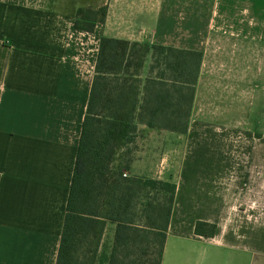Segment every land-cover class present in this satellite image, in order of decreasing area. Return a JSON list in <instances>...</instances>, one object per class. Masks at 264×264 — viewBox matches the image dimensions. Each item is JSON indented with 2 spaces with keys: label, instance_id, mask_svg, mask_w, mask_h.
<instances>
[{
  "label": "crops",
  "instance_id": "obj_1",
  "mask_svg": "<svg viewBox=\"0 0 264 264\" xmlns=\"http://www.w3.org/2000/svg\"><path fill=\"white\" fill-rule=\"evenodd\" d=\"M102 7L93 32L74 27ZM242 15L264 21V0H0V264H57L102 37L202 54L187 132L140 125L129 165L175 186L160 264H264V65H205L211 22Z\"/></svg>",
  "mask_w": 264,
  "mask_h": 264
},
{
  "label": "trees",
  "instance_id": "obj_2",
  "mask_svg": "<svg viewBox=\"0 0 264 264\" xmlns=\"http://www.w3.org/2000/svg\"><path fill=\"white\" fill-rule=\"evenodd\" d=\"M105 15V7L78 9L74 27L93 32ZM148 55L150 64L142 79ZM201 59L198 51L100 39L57 264H95L106 223L114 225L107 264L161 263L175 186L127 176L133 149L125 160L119 157L140 125L187 132ZM144 189L166 194L165 203L147 199L139 208L136 199ZM214 232L212 224H195L196 235L212 237Z\"/></svg>",
  "mask_w": 264,
  "mask_h": 264
},
{
  "label": "rangeland",
  "instance_id": "obj_3",
  "mask_svg": "<svg viewBox=\"0 0 264 264\" xmlns=\"http://www.w3.org/2000/svg\"><path fill=\"white\" fill-rule=\"evenodd\" d=\"M245 16H237L236 20H242L241 22L233 21V16L229 21L222 22L215 17V20L211 22V32L214 34L209 41V52L206 54L205 65H264V21L259 20L249 25V21L243 20ZM250 26L256 29V35H252L250 39L249 29ZM253 34V33H252ZM251 52H244V44L249 41ZM242 43V47L238 48L237 43ZM224 47V48H220ZM226 47V48H225ZM232 50L226 53L225 50ZM242 50V53H237L236 50ZM249 51V50H248ZM139 134H136L132 144H129L120 152V159L125 160L127 158L126 152L136 147V138ZM118 160V159H117ZM119 165L115 162V166ZM127 174V173H126ZM127 176H129L127 174ZM148 192V193H147ZM167 195L161 191H154L151 189H144L140 192V196L136 199L137 205L143 204L147 199H155L158 202H164ZM138 201V202H137ZM140 208V206H139ZM138 208V209H139Z\"/></svg>",
  "mask_w": 264,
  "mask_h": 264
},
{
  "label": "built area",
  "instance_id": "obj_4",
  "mask_svg": "<svg viewBox=\"0 0 264 264\" xmlns=\"http://www.w3.org/2000/svg\"><path fill=\"white\" fill-rule=\"evenodd\" d=\"M123 176H125V174Z\"/></svg>",
  "mask_w": 264,
  "mask_h": 264
}]
</instances>
